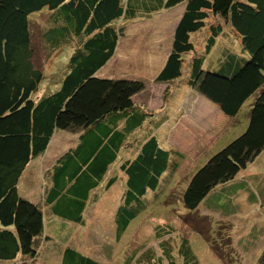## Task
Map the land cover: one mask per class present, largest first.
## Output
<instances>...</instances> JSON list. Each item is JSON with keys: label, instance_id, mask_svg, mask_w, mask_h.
Instances as JSON below:
<instances>
[{"label": "trees", "instance_id": "1", "mask_svg": "<svg viewBox=\"0 0 264 264\" xmlns=\"http://www.w3.org/2000/svg\"><path fill=\"white\" fill-rule=\"evenodd\" d=\"M179 5L183 13L156 80L175 86L187 82L218 105L227 116L218 139L227 129L239 133L225 144L220 139L219 151L184 174L191 176L181 199L191 213L207 215L220 212V196L230 202L238 189H247L250 163L264 161V0H0V264H44L37 258L41 244L52 236L45 226L47 208L64 220L60 228L69 232L67 241L80 237L72 227L77 224L86 228L82 235L91 237L95 249L67 245L60 263L51 264H111L115 253L109 245L120 241L119 234L146 207L145 197L154 193L157 202L177 187L187 154L168 142L170 124L165 122L172 115L174 123L180 113L168 114L164 103L158 111L138 103L134 96L144 88L142 79L99 71L117 55L126 24L153 20ZM41 13L45 19L36 20ZM229 32L240 40L241 52L231 48ZM219 38L228 39L227 46L216 65L206 68ZM38 48L43 53L39 61ZM50 61L57 66L48 75ZM167 94H173L170 85L164 99ZM66 129L78 133L76 145L58 154L42 173L41 193L30 198L25 193L31 186L29 172L44 162L53 138ZM258 174L254 179L260 185L264 172ZM119 181L120 189H113ZM229 185L231 194L219 191L216 199L215 191ZM118 191L119 205L108 193L118 197ZM249 191L235 213L257 202L254 190ZM210 194L213 200L207 199ZM102 202L115 206L118 237L113 242L93 219ZM218 223L211 243L220 244V264H248V253L256 254L261 236L249 241L251 229L239 228L237 218L226 228ZM166 226L157 223L156 242L128 262L137 257L140 264H197L185 235L169 232L162 240ZM82 235V243L87 242ZM95 236L104 238L99 249ZM257 264H264V250Z\"/></svg>", "mask_w": 264, "mask_h": 264}, {"label": "rangeland", "instance_id": "2", "mask_svg": "<svg viewBox=\"0 0 264 264\" xmlns=\"http://www.w3.org/2000/svg\"><path fill=\"white\" fill-rule=\"evenodd\" d=\"M182 9L183 6H179L178 8L156 15L153 20L139 19L126 24V38L119 44L117 55L109 64H107V66L99 71V74H106L105 76L108 77H130L132 79H142L144 82V88L136 95L135 98L138 103H142L144 106L147 105L148 109L150 110L158 111L161 109V106L164 103L167 108L166 111L169 114L172 110H177V108L184 107V104H187L184 108L190 110L189 105L194 103L193 108L195 109V112H198L200 111L199 105H202L203 102L210 101L202 94H199L198 96V91L192 88L187 82H180L175 86L174 84L165 83L162 81L158 82L156 80L157 75L165 65V62L171 51L174 37V28L179 19V13ZM45 16L46 13H41L37 15L36 20H43L45 19ZM34 28L36 29V24L34 25ZM202 39L204 40L200 41L199 49H201L200 47H204L203 45L206 41L205 35L200 40ZM229 40L231 41V48L235 50L234 52H241L242 46L240 40L234 34H232V32H229ZM226 43H228V39L219 38L218 46L216 45L213 51L207 57L208 61L206 63V68H208L210 63L216 65L217 61L220 59L222 51L221 48L223 44L226 45ZM36 44L38 45V42H36ZM70 53L71 49L70 51L66 52L64 59L67 60ZM42 55V51L38 48V61L43 58ZM189 59L190 57L187 58L186 61L188 62ZM186 61H184V65H186ZM46 65L47 67L45 66V68H47L46 73L48 75L54 72L57 66L53 61H50L49 64ZM48 84L47 80L42 84L43 91L46 89ZM169 85L173 94H167L166 98L164 99L165 91ZM143 102H145L146 105ZM210 102L211 103L209 104L211 106H207V104L204 103L207 110H209L208 112L211 113L208 116V119H211L210 122L214 126L220 125V117L216 118L218 114L220 115L219 106L214 104L212 101ZM250 103L251 101L247 102V104L244 106V109L247 107L245 110L248 109ZM203 113V115H208L206 111ZM182 123L183 127H185L183 120L180 122V124ZM195 125L197 127L202 126V120H195ZM183 127L180 129V125L177 124V126L171 130H174V133L167 132L166 135V137H169L171 144L178 147L180 146L187 154V159L181 164V176L179 182H176L177 187L173 190L172 194L165 195V193H162V196H160V199L157 202H153L154 193H151L145 197L144 201L148 202L146 207L141 209L137 216L131 220L126 229L119 234L120 241H118L116 245H109L115 253V258L113 262L111 261V264H140L141 262L137 260L138 255H140L144 249L148 250L149 247L154 242H156L155 225L157 223L168 224V226H166L167 228L163 230L162 240L168 238L169 232L172 235L183 234L189 239L193 252L197 257V264H220L221 256L220 253L217 252H220V244L216 243V245H213L211 243L212 240L215 241V230L216 226L219 224L218 222L220 221V215L217 213L219 211L214 209V211L207 215L201 212L191 213L190 210L184 206L181 197L183 189L187 187L191 176V173H189L188 176L184 178V174L195 168L197 170V168L208 161V158L211 157L212 154H215L217 151H219L221 138L218 139V145L215 143V147L213 146L211 149L212 151H209L203 156L202 154L207 150V147L209 148L211 144L216 141H214V136L213 142L209 143L210 145L206 144L204 147H202V149L195 148L193 146H188V148H186L185 142L179 144V142L183 141L186 137ZM239 130L241 132L242 127H239ZM180 135L184 136L181 137ZM238 135L239 133L236 129L235 131L232 129L231 132L230 130L228 131V129L225 130L224 135H222L223 137L221 139V144L223 142L225 144L227 141L233 140ZM73 137V130L66 129L58 132L51 142L49 149L47 150L48 153L44 156V163L42 167L45 169L50 167L52 163H50L51 161L48 160H52L57 154L63 152V150L66 148V145L71 142ZM27 182V185L30 183L31 186L27 187L25 193L29 194L30 198L35 199L36 195H39L42 191L44 182L42 173L38 170L29 172ZM116 187H119L120 189V181L117 182L113 189ZM219 191V188L217 191H215L216 199L219 198L217 195ZM173 193L176 195L175 198ZM110 194L112 195V192H110ZM112 199L115 204H117L119 196L114 197V195H112ZM207 199L213 200V195L210 194ZM164 201H169L170 204H165ZM101 206L102 207L98 209L97 214V220L99 221L97 226L99 225V227H101L98 228V230L100 232L104 225V228L108 233V237L106 236V239L108 238V241L113 242V237H115V239L118 237L116 234L117 222L115 218V206L111 204H105L104 202L101 203ZM92 215L94 214L88 215L89 219L92 218ZM63 224L64 220L55 218L52 210L47 208V211L45 212V226L52 236L49 240H47V245H50V248H43V251L38 255L37 260L39 263H60L63 250L67 245L77 246L80 249H82L81 247L86 248L85 246H88L89 249L95 250L93 243L89 242L91 241V237L90 239H87L85 238L84 234L82 235L86 229L85 227L72 224L73 229L79 231L80 237L77 239L74 237L72 240L67 241L69 232H63L62 228H60ZM166 232L168 233L166 234ZM81 235L82 238L87 242L82 243ZM97 236H95L94 239L97 240L95 244L98 242L97 245L99 249L104 238L100 239V237ZM152 240H154L153 243ZM134 254L137 256L136 259L134 261L128 262L129 256ZM224 264L226 263L224 262Z\"/></svg>", "mask_w": 264, "mask_h": 264}, {"label": "crops", "instance_id": "3", "mask_svg": "<svg viewBox=\"0 0 264 264\" xmlns=\"http://www.w3.org/2000/svg\"><path fill=\"white\" fill-rule=\"evenodd\" d=\"M179 6H182V5H179ZM179 6H177L175 8H178ZM175 8H172V9H175ZM172 9H169V10H172ZM169 10H167V11H169ZM182 13H183V9L179 13V17H178L179 19H180ZM179 19H178V21H179ZM174 30H175V28H174ZM135 97H136V95L134 96V98ZM135 100H136V98H135ZM143 103L145 104V102H143ZM204 103L207 104V106H211L209 104V103H211L210 101L203 102L202 105H199L200 111H198V112H195V109L193 108L194 103L189 105L190 110L184 108L185 105H187V104H184V107H182V109L180 110V114L178 115V117H176L175 120H173L174 123H172V119L174 117L172 115H171V118H169L165 122V125L170 124L169 125L170 128L167 130V132L174 133V130L173 131H171V130L174 127H176L177 124L180 125V129H181L183 127V123L180 124V122L182 120L184 121L185 127H183V128L185 130L184 133H185L186 137L184 138L183 141H180L179 139L178 140L180 142L178 140H176V141L179 142V144L180 143L182 144L183 142H185L186 148H188V146H191V147L193 146L196 148L198 141H200V145H199L200 147H204L206 144L212 143L213 142V136H214V141L217 140L219 135L221 136L222 130L225 127L227 116L224 113H222L221 110H219L220 115L216 114L217 115L216 118L220 117V125L214 126L210 122L211 119H208V116L211 113L208 112L209 110H207ZM140 104H142V103H140ZM146 107L148 108L147 105H146ZM174 111L178 113L177 110H174ZM204 111H206L208 115H203ZM198 119L202 120V126H200V127H197L195 125V120H198ZM73 132H74V137L72 138L71 142L66 145V148H65V150H63V152L76 145L78 133L76 134V131H73ZM175 133H176V130H175ZM175 136H176V134H175ZM180 136L183 137L184 135H180ZM63 152H61V153H63ZM47 153H48V151L46 152V154ZM57 156H58V154L52 160H48V161H51L50 163H52ZM43 160H44V157H43ZM263 160H264V156H263ZM48 161H46V162H48ZM43 163L44 162H41L40 164H37V165H33L32 170H34V168L36 166H38V168H37L38 171L43 173V171L45 170V168L42 167ZM261 172H264V161L261 163V162H258L257 160H255L254 162L250 163L248 171H247L248 175H246L247 177H246V179H244L246 181L247 189H240V190L238 189L237 190L238 194H232L233 197H232V200L230 202H226L225 200L221 199V196H220V226L222 225L223 227L226 228L227 225H232V224H230V222H232V220L237 218V220H239V224H238L239 228H242L245 226L246 228L251 229V230H249V232H251L250 235L246 234V236H248L250 238L249 241L257 240L258 237H255L257 233L261 236L260 241H259L260 246H258V248H257L258 250L257 249L255 250L256 254L251 256L247 252L248 253L247 260H249L248 264H257L258 261L260 260L261 256H262L263 250H264V235L260 232V231H262L264 233V195H262V193L264 192V181L262 184L260 183V185H258V182L256 183L255 179H254V177L258 176L259 175L258 173H261ZM259 179H261L260 176H259ZM231 185H229L228 187L220 189V194H221V192H223L226 189H227V191H225V192L227 193V195L231 194L230 193V189L232 190ZM116 188L118 189V187H116ZM249 190H254V192H255L254 197H256L257 202H254L253 204H249L247 202L246 204L243 205L242 210L235 213L233 211V208L235 206H239V204L242 202H246L245 198H246V196H248V192H250ZM108 193H110V192H108ZM115 195H114V197H115ZM118 196H119V202L117 203V205L120 204L121 192H119V191H118ZM116 207H118V206H116ZM232 217H233V219L231 220ZM254 232H255V235H253ZM46 245L44 247H46ZM49 246L50 245H47V247H49ZM41 247H43V245ZM41 247H40V251H41Z\"/></svg>", "mask_w": 264, "mask_h": 264}, {"label": "clouds", "instance_id": "4", "mask_svg": "<svg viewBox=\"0 0 264 264\" xmlns=\"http://www.w3.org/2000/svg\"><path fill=\"white\" fill-rule=\"evenodd\" d=\"M125 78H126V77H125ZM137 94H138V93H137ZM137 94H136V95H137ZM181 109H182V107H181V108H177L178 113H180V110H181ZM172 111H174V110H172ZM166 132H167V131H166ZM167 138L169 139L168 136H167ZM168 142L170 143V141H168ZM199 145H200V141L197 142V147H196V148L202 149V147H200ZM178 148H179V147H178ZM180 149H181V148H180ZM181 150H182V149H181ZM183 151H184V150H183ZM184 153H185V151H184ZM185 154H186V153H185ZM45 170H46V169H45ZM45 170H44V171H45ZM44 171H43V172H44ZM93 219H94V220H97L96 215H95V217H93ZM47 243H48V242L45 240L44 243L41 244V246L43 245V247H41V251H40L39 253H41V252L43 251V248H50V246L47 247V245H46ZM45 245H46V247H44Z\"/></svg>", "mask_w": 264, "mask_h": 264}]
</instances>
